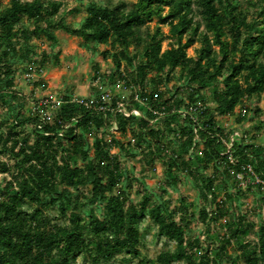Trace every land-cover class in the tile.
<instances>
[{"label": "trees", "instance_id": "1", "mask_svg": "<svg viewBox=\"0 0 264 264\" xmlns=\"http://www.w3.org/2000/svg\"><path fill=\"white\" fill-rule=\"evenodd\" d=\"M2 5L0 0V105L10 106L12 119L6 131L0 122V154L7 153L14 164L0 156V172L10 174L0 185V264H81L82 254L89 258L84 264H107L122 253L139 257L140 224L147 217L159 235L176 243L158 254V264H264V221L255 222L240 203L250 190L264 200V142L241 130L225 154L234 129L219 123L221 116L234 115L239 104L264 92V0H95L79 25L61 13L64 0H9ZM155 19L156 29L145 32L144 25ZM160 25H168L169 34H162ZM59 29L83 38L92 52L102 46L101 53L112 55L114 69L101 75L104 85L132 89L127 106L142 115L116 114L118 133L110 132L112 113L69 102L70 94L43 128L37 126L36 108L30 115L16 109L15 66L26 63L25 72L36 69L40 76L60 66L62 51L52 50ZM33 37L47 38L51 48L40 50L30 42ZM167 39L169 47L163 49ZM195 43V55H189ZM176 69L180 77L172 87ZM208 89L210 99L203 94ZM102 91L94 88L96 96ZM250 113L264 129L260 108L244 105L237 122L242 124ZM72 117L80 121L64 127ZM32 122L31 132L21 137L16 127ZM94 130L102 134L91 144ZM127 136L133 140L126 141ZM122 154H141L148 165L162 162L166 191V185H179L180 174L192 176L207 202L199 213L201 222L209 228L226 219L223 230L209 243L188 237L195 212L190 214L184 196L176 209L146 192L133 200L134 179ZM219 177L226 182L220 201ZM52 208L67 224L54 222L48 212ZM252 232L255 237H249ZM235 244L240 254L230 250Z\"/></svg>", "mask_w": 264, "mask_h": 264}, {"label": "rangeland", "instance_id": "2", "mask_svg": "<svg viewBox=\"0 0 264 264\" xmlns=\"http://www.w3.org/2000/svg\"><path fill=\"white\" fill-rule=\"evenodd\" d=\"M95 0H64L65 6L61 9V13L65 18L71 22L73 25H79L84 20L87 15V6ZM100 3H108L110 1L118 2L119 0H96ZM128 2H134L136 0H127ZM9 3V0H2V7H5ZM246 5V2L243 3V6ZM67 8H74L75 11L67 12ZM26 24H30L29 19H25ZM158 26V21L155 19L152 22H148L144 25L145 32L147 30L154 31ZM162 34H169L170 27L168 25H160ZM57 34V43L54 44L52 50L56 52L61 49V71L65 72L60 83H55L53 87H46L44 84V77L36 72V69L33 72H25L24 67L26 63L17 64L15 66V89L19 93L20 101L15 102L16 109H19L23 114L30 115L33 113L35 108V100L39 97L45 95H58L64 96L70 94L72 96H81V97H90L94 96V88H100L101 90H111L114 98L125 96L129 98V91H125L119 84L117 85H104L103 82L97 81L94 77L96 71H100L101 74H109L114 69V63L112 55L109 54L106 57L101 50L102 46L98 47V52H92L89 47L85 44V41L81 37L71 35L70 33L64 30H56ZM32 44L38 45L40 50L49 49L52 46V43L47 38H36L33 37L30 41ZM170 40L167 39L164 42L163 49L169 47ZM21 45H27L21 42ZM199 46V43H195L192 47L188 49L189 55H195V48ZM112 50H115V47L110 46ZM46 70V69H45ZM126 71H130V68L125 66ZM44 72V71H43ZM49 73V72H48ZM128 73V72H127ZM173 82L172 87L176 85L180 77V69H176L173 73ZM42 80L43 83L35 85V81ZM165 87H163L164 89ZM203 94L210 99L212 97L211 91L208 89L203 92ZM22 102V106L20 105ZM252 106L253 108H260L264 113V92L260 95L253 96L250 100H246L244 103H241L237 106L235 114L229 116H221L219 118V123L221 126L226 128H233L234 133H240L241 130L247 132L249 135H257V140L264 142V129L259 128L258 118H253L254 113H250L248 118L242 123L237 122V116L239 115L243 106ZM209 106H214L213 103L209 101ZM11 108L7 105H0V122L2 123V130H8L11 125ZM34 123H29L26 126H18L16 130L20 132L21 137L28 135L31 132ZM102 132L94 130L90 134L91 144L94 142L97 136H101ZM130 136V135H129ZM126 141L133 140L130 137L125 138ZM113 153L117 152V149H113ZM3 161L14 164V160L10 158L7 153L0 154ZM120 159L124 164L125 168L128 170L129 174L133 177V185L130 188L131 197L133 200L138 201L141 199L142 195L146 192L151 194L153 201L164 200L170 204L171 209H176L180 206L181 196L186 197L188 203L191 205L189 208L191 212H195L194 215L189 220V227L187 231V236L200 237V239L209 243L215 239L222 230V224L226 220L220 221L218 223H213L209 228L201 222L199 213L201 207L204 206L207 202L200 194L195 179L186 174L182 173L179 175V185L177 187L166 185V189L161 185L164 176V164L160 161H157L154 165H148L143 159L141 154H138L135 158H127V155H120ZM83 164V160L80 159L79 165ZM203 166L200 167V172H205ZM209 174L213 173V169H208ZM136 176V178L134 177ZM7 179H10V174L5 172H0V185L4 186L7 182ZM216 184L221 188V195L218 201L222 200L225 196V180L222 177H219L216 180ZM247 185V180L244 181V186ZM242 205L241 209L249 210V215L251 218L260 224L264 221V200L259 196L256 191H247L246 195H242L240 200ZM236 207V203L234 205ZM89 208V205L86 206V209ZM95 209L99 210L97 206H94ZM211 209V206L209 207ZM238 211V210H237ZM48 212L53 217V220L56 224H67V219L59 215V212L56 208L48 210ZM181 215H178L180 219ZM140 229L143 234L141 242L139 244V249L141 254L139 257H131L129 254L122 253L119 254L113 261L107 264H158L157 256L160 252L167 249H173L176 246L174 241H169L165 236L158 234V227L155 223L149 218H145L141 224ZM249 237H255V233H250ZM238 245L232 246L230 250L234 254H240V249ZM125 258H130V261H126ZM146 262H142V260ZM78 262L81 264L89 262V258L82 254L78 257ZM171 264H187L185 261H174ZM226 264V263H224Z\"/></svg>", "mask_w": 264, "mask_h": 264}, {"label": "built area", "instance_id": "3", "mask_svg": "<svg viewBox=\"0 0 264 264\" xmlns=\"http://www.w3.org/2000/svg\"><path fill=\"white\" fill-rule=\"evenodd\" d=\"M37 72V71H36ZM43 71L41 72V74ZM99 77L97 81L101 80V73H99ZM121 86L125 91H129L130 95L129 98H126L125 96H122V98L117 99L116 104H113V99L114 95L111 90H103L102 93L99 96H90V97H81V96H71L69 98V102L72 103H78L80 105H83L87 109L93 111V112H103L104 114L110 112L112 113L113 120L111 121L110 124V132L113 133H118L119 132V127H118V122L116 119V114L121 113L126 117H129L133 114L136 115H142L141 111L134 107H128L127 104L132 101L131 98V93L132 89L127 88L126 86L119 85ZM135 100H138L137 94L134 96ZM66 102L64 96H56V95H45L42 97H39L35 100V108L39 111L40 117H39V123L38 127L43 128L47 123L52 122L57 111L61 108V106ZM158 112V111H155ZM80 121L79 117H72L70 118V121L64 125V127H69L73 124H77ZM47 134V133H46ZM62 134V132H60ZM238 135L239 133H234L232 136V140L227 143L228 144V149L226 150L225 154L229 153L233 146V137L235 135ZM250 170L252 169L249 167ZM261 181L260 179L256 180Z\"/></svg>", "mask_w": 264, "mask_h": 264}, {"label": "crops", "instance_id": "4", "mask_svg": "<svg viewBox=\"0 0 264 264\" xmlns=\"http://www.w3.org/2000/svg\"><path fill=\"white\" fill-rule=\"evenodd\" d=\"M61 66L62 65L57 66V67H51V68H48L46 70H43L44 72L42 73V75L44 77V82L46 83V84H44V86L53 87V85H55V83L61 82L63 75L65 73V72H62L60 70Z\"/></svg>", "mask_w": 264, "mask_h": 264}]
</instances>
